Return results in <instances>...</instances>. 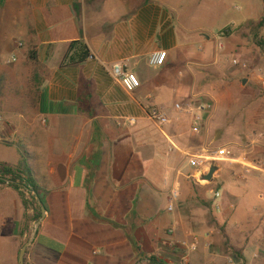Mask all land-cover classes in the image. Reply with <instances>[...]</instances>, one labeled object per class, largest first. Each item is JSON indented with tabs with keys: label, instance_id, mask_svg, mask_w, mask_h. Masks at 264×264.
Masks as SVG:
<instances>
[{
	"label": "crops",
	"instance_id": "0c3cea01",
	"mask_svg": "<svg viewBox=\"0 0 264 264\" xmlns=\"http://www.w3.org/2000/svg\"><path fill=\"white\" fill-rule=\"evenodd\" d=\"M262 2L256 18V0L237 8L242 24L264 17ZM16 7L20 50H34L44 72L36 109L10 111L0 95V146L14 148L18 158L0 162L26 164L46 206L26 264H146L152 256L166 264H205L199 252L230 263L234 255L217 252L219 226L200 213L201 195L182 189L194 178L188 155L208 149L219 111L234 102L231 90L214 80L226 55L220 32L233 26L214 29L218 18L232 19V7L217 0H16ZM75 41L87 47L88 58L70 47ZM157 51L167 58L154 67ZM115 64L136 73L140 87L129 91L117 81ZM201 104L211 107L197 135L192 112ZM152 108L168 113L170 122L152 120ZM223 128L235 138L231 147L240 146L235 128ZM217 177L229 185L223 167ZM176 181L181 196L169 210ZM221 202L231 217L222 224L227 245L245 264H264V196L236 197L232 209ZM24 214L19 193L0 184V264H19L29 234ZM196 239L198 250L191 251Z\"/></svg>",
	"mask_w": 264,
	"mask_h": 264
},
{
	"label": "rangeland",
	"instance_id": "374dc122",
	"mask_svg": "<svg viewBox=\"0 0 264 264\" xmlns=\"http://www.w3.org/2000/svg\"><path fill=\"white\" fill-rule=\"evenodd\" d=\"M217 1L218 3L222 2L231 6L232 8L229 7V11L232 9L234 14L232 15V19H230L229 13L226 17L224 15L218 18L215 25L214 30L216 32L227 26L233 27H231L229 32H220V35L226 38V43L224 44L226 55L216 68L214 80L217 81L218 85L223 86V90L225 88L231 90L234 102H231V104L228 101L225 102L219 111L217 127L220 128L211 131L207 146L212 151H215L221 145L230 147L231 143L228 142L235 141V138L233 139L224 130L223 125L231 124L239 134L236 143H239L241 147L237 146L233 148L229 156H243L246 157V160L250 161L264 160V139L257 137V133L264 128V26H258V21L255 25L242 24V20L245 17L241 16L238 11L245 10L248 0ZM256 2L257 5L254 12L251 11L253 13L252 16L255 18L260 15L261 5L263 4L262 0H256ZM17 10L16 0H0V87L2 88L0 95L7 96L9 100L7 105L10 111L17 107L30 111L33 110V107L29 102L28 105L25 104L22 93L28 97L26 86L28 81L32 82L31 79L35 71V65L30 60L29 53H24L20 50L22 48L20 43L23 40L16 37ZM237 13L239 14L238 16H236ZM245 79L246 83H244ZM27 99L30 101L29 98ZM16 153L17 150L12 147L0 146V157L6 158L11 162H15L18 159ZM23 156L26 155L23 154ZM214 166L217 169L218 167H223L228 177L229 185L225 181L222 182V178L218 177L211 182L205 179H201L200 181L196 178H191L189 184H186L182 191L186 192L189 196L194 195L195 192L204 199L201 200L200 205L205 207V209H200V213L205 215L208 222H212L220 228L218 234L221 242L220 246L217 247V252H220L223 257L231 253L232 256L234 255L233 259L236 261L244 260V257L235 254L237 253L236 249L227 245V239L229 238L227 225L222 224H224L226 219L230 222L231 217L226 216V211L213 212L209 207L205 206L206 203L203 201H212L214 199V191L218 189L222 190L221 188L224 186V183L227 185V188L226 190H222L224 191L222 192V197L223 200L227 199V204L225 205H229L230 209H232L236 197L241 195L246 197V195H250L251 193L256 199L261 198L264 196V168L254 170L241 179L239 178V174L244 171L241 164L216 161ZM192 172L195 173V169L187 173L190 174ZM204 183H207L205 187L201 186ZM251 203L253 202L251 201ZM255 203L256 200L254 201ZM243 218L239 217V220ZM34 224L36 223H31L30 233L24 241V245L31 239L35 231ZM210 248L214 249V247ZM198 254H201L202 257L197 258L199 261L205 264H218L209 255L207 257L201 252ZM223 263L229 264L226 257L220 264Z\"/></svg>",
	"mask_w": 264,
	"mask_h": 264
},
{
	"label": "built area",
	"instance_id": "2783aa9c",
	"mask_svg": "<svg viewBox=\"0 0 264 264\" xmlns=\"http://www.w3.org/2000/svg\"><path fill=\"white\" fill-rule=\"evenodd\" d=\"M167 58L166 51H157L154 52L150 57V65L154 67L164 65ZM15 59V58H14ZM237 62V60H236ZM112 74L114 78L122 83L124 87L129 91H134L138 89L141 85V81L138 75L134 72L127 71L121 64H115L112 67ZM210 108L211 105L201 104L199 106V112L194 113L192 112V131L197 134L201 135L203 131L205 117L203 111L205 108ZM176 109H182V105L180 103L176 104ZM149 117L157 122L160 125H164L170 122V116L168 113L160 110L159 108H152L149 112ZM257 137L259 139H264V128L262 131L257 133ZM234 147L229 146H222L218 147L215 151L210 149H206L204 153L201 154H192L188 155V164L192 168L195 169V173L193 175L194 178L197 180L204 179L206 173L215 165L216 161H228L234 162L237 164H241L244 168V171L239 174V178L243 179L247 174L252 173L254 170H261L264 168V160L258 161H250L246 160V157L243 156H229V153L233 151ZM181 196V183L176 181L174 184L172 191L170 193V203H169V210H174L176 202L179 200ZM222 191L217 190L214 191V207L217 211L221 212L222 210ZM197 240V239H196ZM191 251L198 250V240L191 245H188ZM146 264H149L146 263ZM183 264H201L192 261H186ZM229 264H245L242 260L236 261L235 259L231 260Z\"/></svg>",
	"mask_w": 264,
	"mask_h": 264
},
{
	"label": "trees",
	"instance_id": "16d2710c",
	"mask_svg": "<svg viewBox=\"0 0 264 264\" xmlns=\"http://www.w3.org/2000/svg\"><path fill=\"white\" fill-rule=\"evenodd\" d=\"M257 25L264 26V17L259 21ZM70 47L72 49L79 48L80 50H83V56L80 57L81 60H84L90 56L87 47L78 41L72 42L70 44ZM29 57L32 63L35 65V71L31 79L32 82L30 83L28 81L26 86V93L28 94L27 95L28 97H26L24 93H22V95L24 96L25 104L28 105L29 103H31V106L34 109H36L41 94V84L44 79L43 76L44 72L40 67L38 55L34 50H30ZM1 89L2 88L0 87V93H2ZM27 98H29L30 101H28ZM28 171L29 168L24 163H20L18 165H7L0 162V184L8 185L14 188L19 193L25 207L24 225L28 233H30L31 223L38 222L42 218V209L39 203V199L42 202L43 200L41 198V193L39 191L38 186L36 185L34 179L28 175ZM201 200L204 199L201 198ZM203 202L206 203V206L209 207L213 212L217 211L214 207V199L210 202H206V201ZM31 209L33 210L32 214L29 213ZM229 241L230 238L227 239V243H229ZM235 254L239 255L240 257H243L242 253L239 251H237V253ZM25 263H26V257H25ZM149 264H166V263L160 260L159 258H157L156 256H152L149 259Z\"/></svg>",
	"mask_w": 264,
	"mask_h": 264
},
{
	"label": "water",
	"instance_id": "95a60500",
	"mask_svg": "<svg viewBox=\"0 0 264 264\" xmlns=\"http://www.w3.org/2000/svg\"><path fill=\"white\" fill-rule=\"evenodd\" d=\"M244 83H246V79L244 80ZM217 171V167H212L209 171V173H207L205 176H204V179L211 182L214 178V174L216 173ZM39 199V198H38ZM39 203L41 205V209H42V218H45L46 216V206L44 205V203L39 199ZM41 220H39L37 223H36V227L40 224ZM36 235V229L31 237V239L25 243V245L22 247L21 251H20V254H19V264H26L25 263V257H26V253H27V249L28 247L30 246V244L32 243L34 237Z\"/></svg>",
	"mask_w": 264,
	"mask_h": 264
}]
</instances>
